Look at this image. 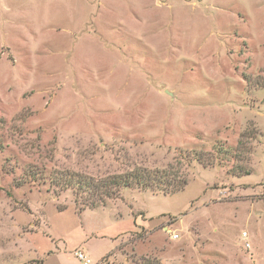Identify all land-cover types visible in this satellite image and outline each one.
<instances>
[{
  "label": "rangeland",
  "instance_id": "rangeland-1",
  "mask_svg": "<svg viewBox=\"0 0 264 264\" xmlns=\"http://www.w3.org/2000/svg\"><path fill=\"white\" fill-rule=\"evenodd\" d=\"M78 252L264 264V0H0V264Z\"/></svg>",
  "mask_w": 264,
  "mask_h": 264
},
{
  "label": "trees",
  "instance_id": "trees-1",
  "mask_svg": "<svg viewBox=\"0 0 264 264\" xmlns=\"http://www.w3.org/2000/svg\"><path fill=\"white\" fill-rule=\"evenodd\" d=\"M246 174H249V172ZM111 183L116 185V191L123 186L133 187L136 185H143V187H151L154 190L160 189L163 190L164 193L173 194L183 190L189 183V180L187 175L181 177L177 172L170 174L165 170H146L143 173H132L128 177H115Z\"/></svg>",
  "mask_w": 264,
  "mask_h": 264
},
{
  "label": "built area",
  "instance_id": "built-area-1",
  "mask_svg": "<svg viewBox=\"0 0 264 264\" xmlns=\"http://www.w3.org/2000/svg\"><path fill=\"white\" fill-rule=\"evenodd\" d=\"M175 237H178V235L175 234ZM77 256L80 260L83 261V264H92L91 259L88 256L84 255L82 252H78Z\"/></svg>",
  "mask_w": 264,
  "mask_h": 264
},
{
  "label": "crops",
  "instance_id": "crops-1",
  "mask_svg": "<svg viewBox=\"0 0 264 264\" xmlns=\"http://www.w3.org/2000/svg\"><path fill=\"white\" fill-rule=\"evenodd\" d=\"M90 258V257H89ZM91 259V258H90ZM91 262H92V260H91Z\"/></svg>",
  "mask_w": 264,
  "mask_h": 264
}]
</instances>
